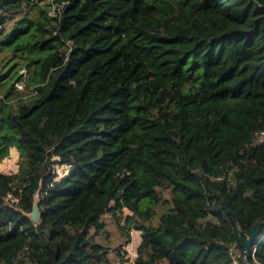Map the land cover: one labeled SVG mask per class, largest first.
I'll return each mask as SVG.
<instances>
[{"label":"trees","instance_id":"16d2710c","mask_svg":"<svg viewBox=\"0 0 264 264\" xmlns=\"http://www.w3.org/2000/svg\"><path fill=\"white\" fill-rule=\"evenodd\" d=\"M56 1L0 0V262L116 264L110 212L136 264H264V0Z\"/></svg>","mask_w":264,"mask_h":264},{"label":"rangeland","instance_id":"374dc122","mask_svg":"<svg viewBox=\"0 0 264 264\" xmlns=\"http://www.w3.org/2000/svg\"><path fill=\"white\" fill-rule=\"evenodd\" d=\"M30 98L24 99V101H28ZM19 98H12L11 101L13 104H17L18 103ZM19 160H20V154H19V150L16 146H11L9 153L3 157L0 160V171H3L5 173H12V172H17L19 170ZM64 167L59 166L58 170L61 174H63L64 172ZM164 194H169V191L167 190V188H161ZM111 203H114V201H112ZM169 205H165L160 204L157 209L158 212H162L168 209ZM126 213H131V210L129 208H124V211L120 213V219L121 222H124L125 218L128 216ZM102 219L104 221H106L107 223V228L108 230H110L112 232V235H110V237H105V239H102L100 236H98V238L100 239V241H103L104 243L111 245L112 249L110 251L111 255L113 256L112 258L114 259V261L116 262V264H119V257L116 255V253H113L114 248L118 245L119 243V236L122 235L123 236V240L121 241V243L123 242V245H125V247L122 246V249L125 250V257L123 259V264H135L136 262V256H137V250H138V246L135 244V242H133V235H130V239L128 241H126V235H124L122 233V230L120 229L115 217L113 216L112 213H105L102 216ZM155 222H157V218L155 220ZM158 223V222H157ZM135 227V226H134ZM134 235L137 237L136 235V230L134 231ZM136 242H137V238H136ZM131 247V250H133L132 252L134 253V256L129 255L126 256V252H129V248ZM129 250V251H128ZM109 253V254H110ZM0 264H6L3 262H0Z\"/></svg>","mask_w":264,"mask_h":264},{"label":"built area","instance_id":"2783aa9c","mask_svg":"<svg viewBox=\"0 0 264 264\" xmlns=\"http://www.w3.org/2000/svg\"><path fill=\"white\" fill-rule=\"evenodd\" d=\"M60 12H61V3L57 2L56 0H52L50 14L53 15V16H58L60 14ZM21 72H22L23 76L27 75V69L26 68L21 69ZM15 86L17 87L18 90L23 92L22 95H19L16 98L22 97L24 99H27V98H30L31 95H33V94H35L37 92V90L35 89L34 86H31L30 88L27 89L25 87V82H24L23 79L17 80L15 82ZM263 140H264V128L255 132L253 141L250 142V145L255 146L256 144L262 142ZM226 171H227L229 176L232 175V169H227ZM225 174H226V172H224V173H222L220 175H217L215 177H212V178L215 179V180H223L225 178ZM228 182L232 183V178L231 177H229ZM7 199L8 200H10V199L14 200V198H12V194L11 193H8ZM124 208H127V207H124ZM124 208H123V211H124ZM130 214H132V211H131ZM27 249H28V246H24L19 251V253L17 255V260L24 261V259L27 258V256H26ZM230 250H231V252L233 253L234 256H236L238 254V251L234 247V245L230 246Z\"/></svg>","mask_w":264,"mask_h":264},{"label":"water","instance_id":"95a60500","mask_svg":"<svg viewBox=\"0 0 264 264\" xmlns=\"http://www.w3.org/2000/svg\"><path fill=\"white\" fill-rule=\"evenodd\" d=\"M39 208H40L39 199L36 198L35 204L33 206V210H32V212L29 213V216L32 218L33 221H38L41 218V212H40ZM263 224H264V221H259L252 228L251 233L249 234V236H248V238L244 244L245 252L248 251L253 238L256 236V234L258 233V231L260 230V228Z\"/></svg>","mask_w":264,"mask_h":264},{"label":"crops","instance_id":"0c3cea01","mask_svg":"<svg viewBox=\"0 0 264 264\" xmlns=\"http://www.w3.org/2000/svg\"><path fill=\"white\" fill-rule=\"evenodd\" d=\"M127 215H131L130 213L128 214V213H126ZM136 230V235H137V237L134 235V231ZM129 232H130V235L132 234L133 235V242H135V244L137 245V246H139V244H140V242H141V239H142V230L141 229H137L136 227H134V225L132 224L131 226H130V229H129ZM136 238H137V242H136ZM123 240V236L122 235H120L119 236V243L118 244H120L121 243V241ZM123 247H125V245H123ZM130 250V251H129ZM129 252H126V256H129V255H132V256H134V253L132 252L133 250H131V247L129 248ZM123 251V253H125V250H122ZM113 253H115V251H113ZM110 257L112 258L113 256L111 255V253H110ZM113 259V258H112ZM136 264V263H135Z\"/></svg>","mask_w":264,"mask_h":264}]
</instances>
